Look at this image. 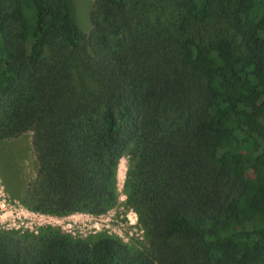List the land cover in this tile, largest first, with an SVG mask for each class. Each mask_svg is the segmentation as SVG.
<instances>
[{"label": "trees", "instance_id": "1", "mask_svg": "<svg viewBox=\"0 0 264 264\" xmlns=\"http://www.w3.org/2000/svg\"><path fill=\"white\" fill-rule=\"evenodd\" d=\"M0 0V140L31 211L127 205L144 245L0 230V264H264V0Z\"/></svg>", "mask_w": 264, "mask_h": 264}, {"label": "rangeland", "instance_id": "2", "mask_svg": "<svg viewBox=\"0 0 264 264\" xmlns=\"http://www.w3.org/2000/svg\"><path fill=\"white\" fill-rule=\"evenodd\" d=\"M69 1L75 25L86 33L90 28L88 14L93 0ZM30 134L27 131L15 138L0 140V230L36 234L47 227H54L75 239L90 240L98 234H109L128 245H144V232L137 223V217L135 224H129L126 217L134 211L127 205L123 189L126 170L124 157L119 158L116 168V203L102 214L75 212L55 216L31 211L22 205L19 198L26 183L34 178L36 170Z\"/></svg>", "mask_w": 264, "mask_h": 264}, {"label": "built area", "instance_id": "3", "mask_svg": "<svg viewBox=\"0 0 264 264\" xmlns=\"http://www.w3.org/2000/svg\"><path fill=\"white\" fill-rule=\"evenodd\" d=\"M126 217H127L128 221H129V224H135L136 223L135 212H132L131 216L126 215Z\"/></svg>", "mask_w": 264, "mask_h": 264}]
</instances>
